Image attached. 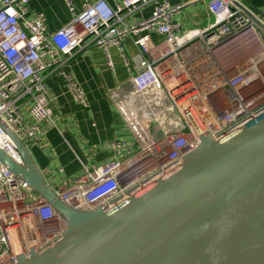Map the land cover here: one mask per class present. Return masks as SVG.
Wrapping results in <instances>:
<instances>
[{
    "label": "built area",
    "instance_id": "1",
    "mask_svg": "<svg viewBox=\"0 0 264 264\" xmlns=\"http://www.w3.org/2000/svg\"><path fill=\"white\" fill-rule=\"evenodd\" d=\"M64 2L72 18L49 32L41 14L27 17L29 0H0L1 151L24 165L3 125L24 145L27 140L39 142L49 128H57L49 77L59 75L74 101L87 105L67 67L91 48L104 52L110 69L109 50L116 49L130 70L123 43L131 40L140 62L122 92L140 96L151 89L164 91L177 110L176 124H157L160 137L151 130L157 121L152 113L133 129L139 147L135 152L130 153L125 142H113L108 146L127 155L98 166L81 164V175L69 187L47 184L66 207L109 213L152 182L174 174L203 133L221 140L264 114V34L255 24L261 20L236 0H208V25L180 35L173 18L182 4L121 0L112 7L106 0H85L77 12L71 0ZM147 6H152L149 16L128 21ZM151 34L162 41L154 43ZM238 57L246 59L233 71ZM66 229L65 219L0 163V264H16L19 257L46 250Z\"/></svg>",
    "mask_w": 264,
    "mask_h": 264
},
{
    "label": "water",
    "instance_id": "2",
    "mask_svg": "<svg viewBox=\"0 0 264 264\" xmlns=\"http://www.w3.org/2000/svg\"><path fill=\"white\" fill-rule=\"evenodd\" d=\"M2 127L24 165L1 150L0 163L67 223L58 242L16 264H264V114L221 140L203 133L174 174L109 213L62 204Z\"/></svg>",
    "mask_w": 264,
    "mask_h": 264
},
{
    "label": "crops",
    "instance_id": "3",
    "mask_svg": "<svg viewBox=\"0 0 264 264\" xmlns=\"http://www.w3.org/2000/svg\"><path fill=\"white\" fill-rule=\"evenodd\" d=\"M89 3L95 0H87ZM114 7L121 0H106ZM171 5L182 4L180 13L173 21L179 25L178 35L194 29H203L210 22L207 11L208 0H166ZM258 17L264 25V0H236ZM77 12L84 9L85 0H71ZM152 6L142 8L132 14L128 21L138 20L150 15ZM37 14L43 16L49 32L65 26L72 18L64 0H29L28 18ZM154 43H160L162 37L151 34ZM130 60L128 70L116 49L109 50L112 62L110 69L104 52L91 48L81 52L69 61L67 70L80 85L86 97L87 105L74 101L67 91L64 80L59 75L47 79L49 96L52 99L57 128H49L39 142L27 140L25 147L46 184L66 188L82 173L81 164L98 166L127 155L126 150H114L108 145L113 142H125L130 153L139 147L133 129L143 121H148L152 113L157 118L154 122V135L160 137V122L176 124L177 119H168L159 107L156 97L164 91L151 89L140 96L134 92L123 93L131 76L138 71L140 54L131 40L123 43ZM246 57L233 60V71ZM142 102V105H140ZM28 120L26 110H23ZM145 123V122H144ZM69 187V186H68Z\"/></svg>",
    "mask_w": 264,
    "mask_h": 264
},
{
    "label": "rangeland",
    "instance_id": "4",
    "mask_svg": "<svg viewBox=\"0 0 264 264\" xmlns=\"http://www.w3.org/2000/svg\"><path fill=\"white\" fill-rule=\"evenodd\" d=\"M209 22H206L205 25H207ZM157 101H159V107L162 111V113L168 118V119H177V110L173 106L170 98L167 96L166 93L158 94L156 97ZM53 109V108H52ZM53 118H54V112H53ZM55 120V118H54ZM27 124V121H26ZM67 187L70 186V183L66 185Z\"/></svg>",
    "mask_w": 264,
    "mask_h": 264
}]
</instances>
